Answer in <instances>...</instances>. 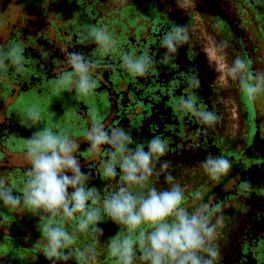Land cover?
<instances>
[{"label": "flooded vegetation", "instance_id": "flooded-vegetation-1", "mask_svg": "<svg viewBox=\"0 0 264 264\" xmlns=\"http://www.w3.org/2000/svg\"><path fill=\"white\" fill-rule=\"evenodd\" d=\"M88 24L107 27L117 50L92 57L111 68L102 66L95 73V90L77 99L55 81L69 53H93L95 45L82 44L79 37ZM174 24L188 25L192 41L165 59L161 38ZM225 41L228 46L220 50ZM13 42L23 50L27 71H0V178L15 192L22 193L30 167L23 139L34 131L27 127V110L34 105L41 109V127L78 141L77 158L92 176L90 185L102 194L115 191L119 177L103 175L105 153L89 152L83 136L95 118L108 129H131L138 141L160 137L167 142L169 171L187 196L203 193L201 200H186L188 211L201 203L220 207L218 264H264V93L249 101L237 81L219 79L217 71L241 57L253 72H264V0H0V45ZM125 52L152 56L155 69L142 77L128 73L121 67ZM194 74L200 86L190 88L188 79ZM179 97L194 98L201 110H214L222 120L205 132L198 117L180 110ZM69 108L74 110L57 129ZM210 153L231 161L230 171L219 180H211L198 166ZM246 181L251 190L243 187ZM150 186L171 187L163 176L153 177ZM105 220L102 238L79 234L73 248L92 244L97 264H115L107 239L119 228ZM38 223L23 207L10 211L0 204V264H51L42 252ZM74 224L67 221L65 226L71 231ZM39 240L41 247H34Z\"/></svg>", "mask_w": 264, "mask_h": 264}, {"label": "clouds", "instance_id": "clouds-1", "mask_svg": "<svg viewBox=\"0 0 264 264\" xmlns=\"http://www.w3.org/2000/svg\"><path fill=\"white\" fill-rule=\"evenodd\" d=\"M80 42L95 45L91 55L71 52L58 70L56 87L74 92L75 98L91 94L97 85L95 73L103 66L98 59L117 50V40L107 27L83 25ZM192 41L191 30L186 24H174L161 38L165 59L175 57L179 50ZM225 41L220 50L226 48ZM121 67L134 76H146L156 67V61L148 54L135 55L125 52ZM12 68L17 73L27 71L26 57L17 43L0 45V71ZM219 79L235 80L242 96L255 101L264 93V72H253L247 59L236 57L231 65L217 67ZM190 88L200 86L198 75L188 79ZM181 111H189L198 117L207 132L215 127L222 115L214 110H201L192 97H179ZM74 109L69 108L56 122V128ZM27 127L34 129L23 139L27 160L23 191L15 192L0 178V204L10 211L23 207L39 218L43 255L51 264H97L98 253L94 245L73 248L78 235H93L97 240L104 236L100 227L109 221L119 231L107 239L109 254L115 264H218L222 255L218 233L223 226L219 205L201 203L193 212L185 206L187 199L201 200L203 193L197 190L191 197L186 195L169 171L172 162L165 159L169 153L167 142L153 137L143 142L134 139L131 129L113 127L108 129L95 118L83 131L89 144L88 151H103V175L119 177L115 191L102 194L90 185L92 176L83 171L77 158L80 144L70 134H61L48 126H40L41 109L32 106L27 110ZM198 166L213 181L219 180L231 169V161L223 155L208 154ZM164 177L167 189L152 185L153 177ZM243 187L251 190L250 182ZM143 191H133V189ZM75 221L71 231L65 226ZM40 240L34 247H41Z\"/></svg>", "mask_w": 264, "mask_h": 264}]
</instances>
